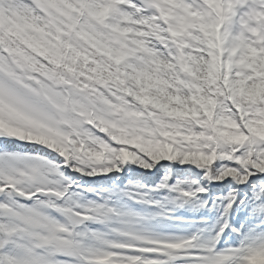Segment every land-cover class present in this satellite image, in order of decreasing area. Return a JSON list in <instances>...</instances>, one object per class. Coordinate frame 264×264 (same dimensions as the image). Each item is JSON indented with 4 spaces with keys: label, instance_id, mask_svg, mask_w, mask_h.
I'll return each instance as SVG.
<instances>
[{
    "label": "snow or ice",
    "instance_id": "6c2138e0",
    "mask_svg": "<svg viewBox=\"0 0 264 264\" xmlns=\"http://www.w3.org/2000/svg\"><path fill=\"white\" fill-rule=\"evenodd\" d=\"M0 264H264V0H0Z\"/></svg>",
    "mask_w": 264,
    "mask_h": 264
}]
</instances>
